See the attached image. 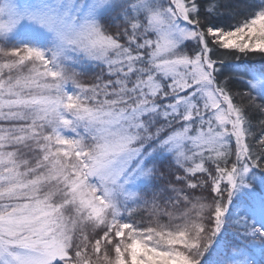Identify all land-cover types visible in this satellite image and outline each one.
Segmentation results:
<instances>
[{
    "label": "snow or ice",
    "instance_id": "1",
    "mask_svg": "<svg viewBox=\"0 0 264 264\" xmlns=\"http://www.w3.org/2000/svg\"><path fill=\"white\" fill-rule=\"evenodd\" d=\"M0 264H264V0H0Z\"/></svg>",
    "mask_w": 264,
    "mask_h": 264
},
{
    "label": "trees",
    "instance_id": "2",
    "mask_svg": "<svg viewBox=\"0 0 264 264\" xmlns=\"http://www.w3.org/2000/svg\"><path fill=\"white\" fill-rule=\"evenodd\" d=\"M226 2L230 3V4H239V5H242L243 4V0H226ZM243 15V11L241 10V16ZM240 18V17H238Z\"/></svg>",
    "mask_w": 264,
    "mask_h": 264
}]
</instances>
